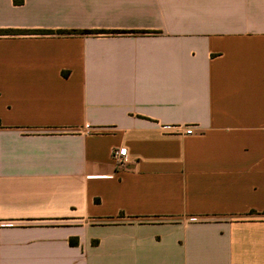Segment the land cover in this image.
<instances>
[{"label":"crops","instance_id":"crops-1","mask_svg":"<svg viewBox=\"0 0 264 264\" xmlns=\"http://www.w3.org/2000/svg\"><path fill=\"white\" fill-rule=\"evenodd\" d=\"M5 28L119 32L0 33V264H264V0H0Z\"/></svg>","mask_w":264,"mask_h":264},{"label":"trees","instance_id":"trees-1","mask_svg":"<svg viewBox=\"0 0 264 264\" xmlns=\"http://www.w3.org/2000/svg\"><path fill=\"white\" fill-rule=\"evenodd\" d=\"M16 3H22L23 0H14ZM97 32H119V30H95V29H19L5 28L0 29V33L5 34H86ZM136 32H148L147 30H136ZM70 243L75 245L78 243L77 237H71Z\"/></svg>","mask_w":264,"mask_h":264},{"label":"built area","instance_id":"built-area-1","mask_svg":"<svg viewBox=\"0 0 264 264\" xmlns=\"http://www.w3.org/2000/svg\"><path fill=\"white\" fill-rule=\"evenodd\" d=\"M85 128H90L89 123L84 124ZM193 133V129L191 126H187L185 128V134H191ZM127 154V148L126 147H115L112 150L113 158L115 159L116 163L118 165H123L125 162V156Z\"/></svg>","mask_w":264,"mask_h":264}]
</instances>
